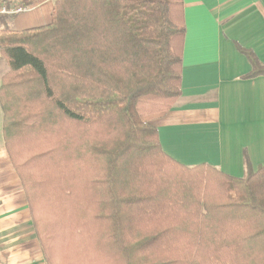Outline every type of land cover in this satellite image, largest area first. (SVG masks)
I'll list each match as a JSON object with an SVG mask.
<instances>
[{
	"label": "trees",
	"instance_id": "1",
	"mask_svg": "<svg viewBox=\"0 0 264 264\" xmlns=\"http://www.w3.org/2000/svg\"><path fill=\"white\" fill-rule=\"evenodd\" d=\"M50 16L0 30L4 146L47 264H264V165L185 167L152 124L180 97L182 1L55 0Z\"/></svg>",
	"mask_w": 264,
	"mask_h": 264
},
{
	"label": "crops",
	"instance_id": "2",
	"mask_svg": "<svg viewBox=\"0 0 264 264\" xmlns=\"http://www.w3.org/2000/svg\"><path fill=\"white\" fill-rule=\"evenodd\" d=\"M20 1L29 10L2 17L0 30L49 24L55 0ZM181 1L180 97L152 124L174 161L241 178L247 167L264 165V75L247 77L248 56L264 68V0ZM1 58L0 81L7 71ZM1 126L0 110V264H47Z\"/></svg>",
	"mask_w": 264,
	"mask_h": 264
},
{
	"label": "built area",
	"instance_id": "3",
	"mask_svg": "<svg viewBox=\"0 0 264 264\" xmlns=\"http://www.w3.org/2000/svg\"><path fill=\"white\" fill-rule=\"evenodd\" d=\"M29 10L28 7L18 5L13 1H10L8 3L0 2V19L2 17H14L19 14L25 13ZM46 264V263H41Z\"/></svg>",
	"mask_w": 264,
	"mask_h": 264
},
{
	"label": "rangeland",
	"instance_id": "4",
	"mask_svg": "<svg viewBox=\"0 0 264 264\" xmlns=\"http://www.w3.org/2000/svg\"><path fill=\"white\" fill-rule=\"evenodd\" d=\"M10 1H13V2H15V3H18V4H20V3H22L20 0H10ZM9 18H11V17H9ZM13 18H11V20H12ZM8 20V19H7ZM0 56L2 57V55H1V53H0ZM2 60H3V62H5V64H6V66H7V71H8V65H7V63H6V60L5 59H3V57L1 58ZM7 71H6V73H7ZM5 73V74H6ZM4 74V75H5ZM3 75V76H4ZM1 82V81H0Z\"/></svg>",
	"mask_w": 264,
	"mask_h": 264
}]
</instances>
